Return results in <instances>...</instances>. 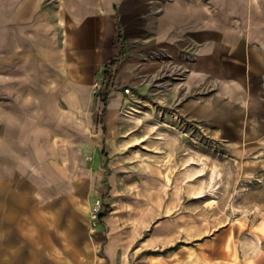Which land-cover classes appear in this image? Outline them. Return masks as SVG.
<instances>
[{
    "label": "crops",
    "instance_id": "1",
    "mask_svg": "<svg viewBox=\"0 0 264 264\" xmlns=\"http://www.w3.org/2000/svg\"><path fill=\"white\" fill-rule=\"evenodd\" d=\"M112 60L116 87L188 94L181 109L224 133L241 124L264 131V0H0V190L9 191L1 222L26 207L37 213L38 199L17 191L20 176L44 167L63 181L74 152L102 172L105 143L85 136ZM110 93L111 122L128 98ZM16 234L28 240L4 242ZM36 237L0 230V263H35Z\"/></svg>",
    "mask_w": 264,
    "mask_h": 264
},
{
    "label": "rangeland",
    "instance_id": "2",
    "mask_svg": "<svg viewBox=\"0 0 264 264\" xmlns=\"http://www.w3.org/2000/svg\"><path fill=\"white\" fill-rule=\"evenodd\" d=\"M117 62H109L112 73L106 65L107 87L96 95L94 123L89 116L86 125V139L105 143L102 172L90 154L74 152V168L63 181L44 167L20 176L17 191L38 199L37 213L26 207L14 222L0 220V230L36 231L31 264H264V131L241 124L224 133L215 121L181 109L188 94L174 100L170 90L116 87ZM166 73L152 85L160 86ZM112 90L128 98L113 131ZM98 201L107 214L94 221ZM24 240L16 234L4 242ZM16 257L12 264H29Z\"/></svg>",
    "mask_w": 264,
    "mask_h": 264
},
{
    "label": "built area",
    "instance_id": "3",
    "mask_svg": "<svg viewBox=\"0 0 264 264\" xmlns=\"http://www.w3.org/2000/svg\"><path fill=\"white\" fill-rule=\"evenodd\" d=\"M113 64L114 63H109V65H108V69H110L111 73L113 72V70L115 68V67H113ZM125 93H127V94L132 93V89L130 87H127L125 89ZM101 211H102V204H101L100 201H98V202L95 203V205L93 207V210H92V218H93L94 221H98L99 220Z\"/></svg>",
    "mask_w": 264,
    "mask_h": 264
},
{
    "label": "bare ground",
    "instance_id": "4",
    "mask_svg": "<svg viewBox=\"0 0 264 264\" xmlns=\"http://www.w3.org/2000/svg\"><path fill=\"white\" fill-rule=\"evenodd\" d=\"M117 113V112H116ZM112 114V118H111V129H112V131L114 130V126H115V121H114V117H113V114L115 115V113H114V111H111V113H110V115ZM111 117V116H110ZM133 140H134V142L135 141H138V138L137 137H134L133 138ZM129 143V142H128ZM116 147V146H115ZM151 181H154V179H151ZM0 189H2V188H0ZM2 190H0V194L2 195ZM12 196V195H11ZM12 197H14V196H12ZM7 208V207H6ZM88 208V207H87ZM4 209V208H3ZM3 213V212H2ZM263 230H264V226H263Z\"/></svg>",
    "mask_w": 264,
    "mask_h": 264
},
{
    "label": "trees",
    "instance_id": "5",
    "mask_svg": "<svg viewBox=\"0 0 264 264\" xmlns=\"http://www.w3.org/2000/svg\"><path fill=\"white\" fill-rule=\"evenodd\" d=\"M106 77L107 78H109L110 77V72L108 73V71L106 70ZM107 213H105V214H100V219H102L105 215H106Z\"/></svg>",
    "mask_w": 264,
    "mask_h": 264
}]
</instances>
